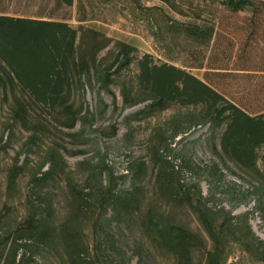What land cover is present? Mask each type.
Here are the masks:
<instances>
[{
	"label": "rangeland",
	"instance_id": "1",
	"mask_svg": "<svg viewBox=\"0 0 264 264\" xmlns=\"http://www.w3.org/2000/svg\"><path fill=\"white\" fill-rule=\"evenodd\" d=\"M175 2L188 12H194L192 10L195 9L204 16L208 13L212 16H225L223 23L226 29L217 38L215 51L211 53L213 58L217 57L214 64L226 70L219 73L221 75H214L209 68H196L200 55L188 54L182 43L165 44L152 37L149 24L139 19L142 7L162 6L170 16L185 20L170 12L158 0H74L70 7L63 5L60 0H0V14L65 22L84 34L86 39L88 38L87 41L95 39L102 44L107 43L97 56V59H102L103 65L106 66L114 58L115 42L126 43L133 48L135 56L148 53L156 59L182 67L228 99L236 101L238 92L253 82L254 75L237 74L230 70H237L243 65L248 66L250 70L264 69V51L252 48L257 44V39L240 30V27H244L246 14L228 16L220 8L204 7L200 0ZM243 37L244 40H238ZM230 43L234 44L233 49ZM242 49L245 51L242 52ZM243 58H246L245 61ZM134 70V65L123 69L115 76L109 91L99 89L98 85L90 89L85 84L83 90L79 89L78 85L72 87L69 103L82 110L88 109L94 115L83 128L80 123L73 129L63 127L59 109L52 111L34 103H28L25 121L14 120L11 110L14 100L12 97L5 101L0 98V138H4L0 146L6 141L4 147H0V219L11 234L6 243L0 244L1 264L6 262L13 264L8 258V250L13 246L15 234L21 231L31 215L39 212L40 204L45 202H49L52 208L47 225L49 244L37 248L30 245L20 247L14 264H73L60 245L59 231L64 225H72L78 231L86 264H137L134 252L140 246L144 249V264H174L169 254L154 248L144 235L140 217L152 211L163 214L171 223L186 228L195 236L200 248L192 251L191 264H204L203 248L209 250L212 244L196 213L197 189L203 198L209 200L207 208L212 211L223 208V211L213 215L216 224L221 222L224 212L231 211L234 216L246 219L253 235L264 242V223L258 213L254 212L256 205L251 194L253 187L258 185L257 177H251L235 169L232 173L223 170L225 186L221 190L233 187L231 183L235 182L236 190L239 189L243 195L244 203L234 206L228 196H210L203 168L217 162V159L206 142V127L192 128L188 133L178 136L169 143L171 134L187 125L188 119L185 114L188 111L170 106L149 115L131 117L129 122L124 120V117L136 113L147 104L145 102L121 110L119 85L121 81L127 80ZM15 92L17 95L20 94L18 88H15ZM20 95L18 97L25 103V97ZM100 97L106 105L104 112H100ZM112 97H115V103ZM113 123L117 124V132L110 136L107 127ZM33 133L34 138L30 141ZM165 143L169 144L171 153L165 149ZM159 146L161 156L154 157L155 148ZM53 150L61 155L65 164L64 170L58 171L51 179L35 183L33 176L46 159L47 153ZM184 156L190 158L196 167L193 166V169L184 167L182 162ZM99 159L110 166L116 190L129 189L135 185L140 188L142 203L138 211L139 218H136L130 227L104 219L102 228L94 230L97 217L101 215L107 218L110 212L109 209L106 211L95 209L98 185L93 182V178L89 183L86 182L88 173L94 172V164ZM132 163L143 164L137 179L126 174ZM258 164L259 171L263 172L264 161ZM15 165L21 166L20 170L15 176L14 183L8 184ZM158 166L165 168L170 174L171 167L178 170L174 177L183 185L186 192L189 190L191 201H188L190 197L181 199L179 191L176 194L174 191L172 198L158 196L154 185V174ZM47 168L48 164L42 171ZM101 179L107 180V175L103 174ZM70 188H76L78 192L81 190L78 193L83 197L80 204L85 208L73 218H70L72 202ZM90 188L91 191H88ZM106 236L112 237V245L109 244L108 248L102 246ZM246 241L247 237L243 232H235L230 236L225 264L257 263L255 255L244 250ZM19 244L23 245L24 241ZM27 244H31L30 241H27ZM22 254H25L23 263L19 261L23 257Z\"/></svg>",
	"mask_w": 264,
	"mask_h": 264
},
{
	"label": "trees",
	"instance_id": "2",
	"mask_svg": "<svg viewBox=\"0 0 264 264\" xmlns=\"http://www.w3.org/2000/svg\"><path fill=\"white\" fill-rule=\"evenodd\" d=\"M73 1L60 0L68 7L73 5ZM158 1L170 12L185 20L170 16L162 6L142 7L139 19L149 24L152 37L165 44L182 43L190 55L198 53L200 58L196 68L212 69L209 71L215 73L214 75H221L219 73L226 71L222 66L214 64L217 57L213 58L211 55L217 38L226 29L223 23L225 16H212L209 13L204 16L195 9L192 10L194 12H188L175 0ZM200 1L204 7L220 8L228 16L245 13L244 27H240V30L246 31L257 39L253 49L259 48L264 51V0ZM87 39L84 34L79 33V30L65 22L0 14V98L5 101L8 97H12L14 100L15 103L11 108L12 118L25 121L28 103H34L52 111L59 109L63 127L73 129L77 123H80L83 128L88 119L93 118L94 115L88 109L82 110L69 103L72 87L78 85L79 89L83 90L85 84L90 89L98 85L99 89L109 91L115 76L119 75L123 69L134 65L135 70L132 75L127 80L121 81L119 85L121 110L145 102L147 104L136 113L124 117V120L129 122L131 117L149 115L170 106H177L188 111L185 114L188 119L187 125L183 129L175 130L169 137V143L178 136L188 133L192 128L206 127V142L217 159V162H212L203 168L210 196H228L232 205H241L244 203L243 195L239 189L236 190L235 182L231 183L233 187L221 190L225 186H223L225 176L223 170L232 173L235 169L251 177H257L258 185L253 187L251 194L256 205L254 212L258 213L264 223V171H259L258 164L264 161V69L250 70L248 66L243 65L237 70H230L237 74L254 75L253 82L238 92L235 101L228 99L182 67L156 59L148 53L139 57L135 56L133 48L123 42H115L116 52L113 60L107 66L103 65L102 59H97V56L107 43L102 44L99 40L87 41ZM242 39L244 40V37L238 38L240 41ZM230 47L233 49L234 44L230 43ZM245 59L243 58L244 61ZM15 88H18L19 93L25 97V103L18 97L20 94L17 95ZM112 99L115 103V97ZM99 107L100 112L106 109L101 97ZM107 130L110 131V136H114L117 132V124H111ZM33 138L34 133L30 141ZM3 141L4 138L1 137L0 143ZM5 143L6 141L0 147H4ZM159 149L160 146L155 148L154 157L161 156ZM165 149L168 153L172 151L168 143H165ZM182 162L187 169H193L192 167L195 166L186 156L182 158ZM46 164H48L47 170L42 171ZM142 165L132 163L127 168L126 174L137 179L142 171ZM64 166L61 155L55 150L50 151L33 176V181L37 183L51 179L58 171H63ZM20 167L14 166L8 184L14 183ZM171 169L172 174L161 166H158L155 171L154 185L158 196L172 198V193L175 191L176 194L179 191L181 199L190 197L188 201H191L189 190L186 192L183 185L179 184L174 177L178 170H174V167ZM89 173L86 182L89 183L93 178V182L98 185L95 209L110 210L107 218L101 215L97 217L94 230L102 228L104 219L114 221L117 225L130 227L134 220L139 218L138 211L142 203L140 188L135 185L129 189L116 190L110 166L101 159L94 164V172ZM103 174L108 178L105 181L101 179ZM88 191H91V188ZM70 192L72 196L70 218H73L76 213L84 211L85 208L80 204L83 197L78 194L77 189L70 188ZM197 195L196 213L212 244L209 250L202 247L205 250L204 264L226 263L229 238L235 232L245 233L247 241L244 244V250L255 255L257 258L255 264H264V242L253 235L247 220L227 211L224 212L221 222L216 224L213 215L223 211V208L212 211L207 208L209 200L202 197L199 189H197ZM51 215V204L42 203L39 212L31 215L21 231H17L13 246L8 250V258L13 264L20 247L30 245L32 248H37L49 244L47 225ZM140 218L144 235L154 248L169 254L174 264H191V253L200 246L189 230L171 223L163 214L154 211ZM10 235L8 228L0 219V244L6 243ZM59 239L67 258L73 264L87 263L83 257V244L74 226H62ZM111 240V236H106L102 246L108 248L109 244L112 245ZM18 241L19 243L24 241V244H19ZM27 241L31 244H27ZM98 245L100 247V244ZM134 253L137 256V264H144L142 246L136 248ZM22 255L19 261L23 263L25 254Z\"/></svg>",
	"mask_w": 264,
	"mask_h": 264
}]
</instances>
